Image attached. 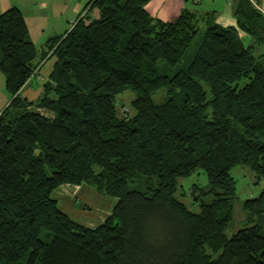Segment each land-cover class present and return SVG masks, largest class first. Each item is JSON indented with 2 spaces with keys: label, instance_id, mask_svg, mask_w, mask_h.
<instances>
[{
  "label": "trees",
  "instance_id": "1",
  "mask_svg": "<svg viewBox=\"0 0 264 264\" xmlns=\"http://www.w3.org/2000/svg\"><path fill=\"white\" fill-rule=\"evenodd\" d=\"M148 1L92 0L99 17L78 18L44 49L18 7L0 14L12 94L0 114V264H264V186L243 201V227L227 233L232 170L264 177V54L255 53L264 14L239 0L237 26L216 11L164 21ZM49 53L53 70L30 101L20 92ZM127 89L129 117L115 102ZM198 169L209 186L192 189L194 211L176 193ZM81 184L117 198L96 227L59 205L61 188Z\"/></svg>",
  "mask_w": 264,
  "mask_h": 264
},
{
  "label": "crops",
  "instance_id": "2",
  "mask_svg": "<svg viewBox=\"0 0 264 264\" xmlns=\"http://www.w3.org/2000/svg\"><path fill=\"white\" fill-rule=\"evenodd\" d=\"M239 0H149L146 8L149 13L164 21L175 20L183 11L198 16L216 11L217 22L225 26H237L235 11ZM264 14V0H252ZM92 0H0V14L10 7H18L27 23L29 36L39 49L47 47V42L70 30L73 22L85 14L92 18L100 15L93 7ZM246 46L253 44L254 38L239 30ZM51 53V52H50ZM47 57L32 79L22 88L21 96L36 102L43 93V84L49 79L55 59ZM257 55L264 54V44L255 46ZM12 100V94L6 85V76L0 70V114ZM66 189V190H65ZM68 190L67 193L66 191ZM62 196V199L60 197ZM59 205L75 221L96 227L113 212L117 198L99 194L88 184L61 188L57 194Z\"/></svg>",
  "mask_w": 264,
  "mask_h": 264
},
{
  "label": "rangeland",
  "instance_id": "3",
  "mask_svg": "<svg viewBox=\"0 0 264 264\" xmlns=\"http://www.w3.org/2000/svg\"><path fill=\"white\" fill-rule=\"evenodd\" d=\"M75 23L76 22H73L72 26ZM32 77L29 79V81L32 79ZM165 97L166 91L164 89H160L154 94V99L156 102L164 101ZM134 98L135 94L131 89H127L116 96L115 102L120 108L121 115L123 114V116L129 117L134 114V109L132 108V100ZM232 173L237 180L238 197L235 205L233 226L227 230L229 235H232V233L243 227V220L246 216L242 206L243 201L249 197L258 196L264 186V177L258 178L255 172L249 166L238 165L232 170ZM179 184L180 186L176 193L177 197L183 200L190 209L198 211L199 203H197V200L193 199L192 189L195 187V185H198L200 188H207L209 186L207 175L203 172V170L198 169L192 175L181 178L179 180ZM137 186L138 185H135V187ZM67 187L68 186H65V188ZM66 192L70 193L68 190ZM60 199H62V196Z\"/></svg>",
  "mask_w": 264,
  "mask_h": 264
},
{
  "label": "water",
  "instance_id": "4",
  "mask_svg": "<svg viewBox=\"0 0 264 264\" xmlns=\"http://www.w3.org/2000/svg\"><path fill=\"white\" fill-rule=\"evenodd\" d=\"M42 113H44V112L42 111Z\"/></svg>",
  "mask_w": 264,
  "mask_h": 264
}]
</instances>
